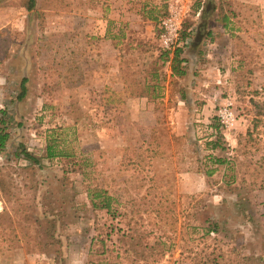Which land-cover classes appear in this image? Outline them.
<instances>
[{
  "label": "rangeland",
  "instance_id": "rangeland-1",
  "mask_svg": "<svg viewBox=\"0 0 264 264\" xmlns=\"http://www.w3.org/2000/svg\"><path fill=\"white\" fill-rule=\"evenodd\" d=\"M28 6L0 0V264H264V0Z\"/></svg>",
  "mask_w": 264,
  "mask_h": 264
},
{
  "label": "trees",
  "instance_id": "trees-1",
  "mask_svg": "<svg viewBox=\"0 0 264 264\" xmlns=\"http://www.w3.org/2000/svg\"><path fill=\"white\" fill-rule=\"evenodd\" d=\"M34 5H35V0H29V6H28L29 9H32ZM220 15L222 16L221 20L225 23V25H227L229 16L224 12L223 9L220 10ZM189 36H190V32H187L185 30L180 32V37H179V40H178L179 43L173 49L174 58H173L172 69H173L174 73H178L180 75L185 74L184 70H180L179 69V65L181 63L185 62L184 58H181V55L184 52L185 45L187 43V40H188ZM22 87H23V91H22V94H21L20 98L23 97V95L26 92L25 80H24V82L22 84ZM8 137H9V133L5 132V129H3L0 126V150H3L5 148V145H6ZM208 143L210 144L212 149H216L220 145L218 140H210ZM23 155H24V158L26 160H29V161L33 160L35 162H39L38 158H36V156L32 152L27 151V149H24ZM58 155H64V153L62 151L58 152L56 150V147L54 146V144L48 145V147H47V156L49 158H53V157H56ZM224 161L225 160H221V159L217 160V162H219V163H222ZM92 193L94 195L93 199H92V203H93V206L95 208L105 209L109 215H115L116 209H115L114 203H113L114 202V198L112 196H110L108 194V192H106L104 190H96V191H94ZM216 263L217 262H215V264Z\"/></svg>",
  "mask_w": 264,
  "mask_h": 264
},
{
  "label": "built area",
  "instance_id": "built-area-1",
  "mask_svg": "<svg viewBox=\"0 0 264 264\" xmlns=\"http://www.w3.org/2000/svg\"><path fill=\"white\" fill-rule=\"evenodd\" d=\"M181 26L179 22V15L176 12L171 13L169 17L163 20V32L161 35L162 45L165 49H171L175 46L179 39ZM223 121L226 124L232 123L234 121V116L228 108L222 113ZM179 264H187L185 262Z\"/></svg>",
  "mask_w": 264,
  "mask_h": 264
}]
</instances>
